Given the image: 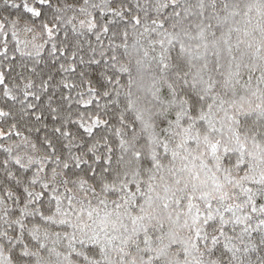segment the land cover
<instances>
[{
    "label": "snow or ice",
    "instance_id": "obj_1",
    "mask_svg": "<svg viewBox=\"0 0 264 264\" xmlns=\"http://www.w3.org/2000/svg\"><path fill=\"white\" fill-rule=\"evenodd\" d=\"M0 264H264V0H0Z\"/></svg>",
    "mask_w": 264,
    "mask_h": 264
}]
</instances>
